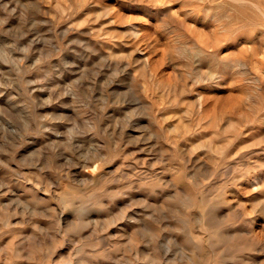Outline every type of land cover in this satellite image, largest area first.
<instances>
[{"label": "rangeland", "instance_id": "1", "mask_svg": "<svg viewBox=\"0 0 264 264\" xmlns=\"http://www.w3.org/2000/svg\"><path fill=\"white\" fill-rule=\"evenodd\" d=\"M0 264H264V0H0Z\"/></svg>", "mask_w": 264, "mask_h": 264}]
</instances>
